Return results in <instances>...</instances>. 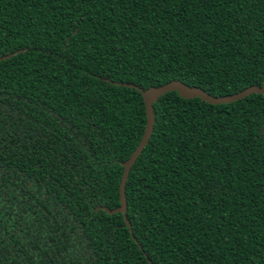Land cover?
<instances>
[{
  "label": "trees",
  "instance_id": "obj_1",
  "mask_svg": "<svg viewBox=\"0 0 264 264\" xmlns=\"http://www.w3.org/2000/svg\"><path fill=\"white\" fill-rule=\"evenodd\" d=\"M22 49L9 57L1 58ZM264 0H0V264H264Z\"/></svg>",
  "mask_w": 264,
  "mask_h": 264
},
{
  "label": "water",
  "instance_id": "obj_2",
  "mask_svg": "<svg viewBox=\"0 0 264 264\" xmlns=\"http://www.w3.org/2000/svg\"><path fill=\"white\" fill-rule=\"evenodd\" d=\"M22 51V49L16 50L10 54L4 55L1 58L9 57L17 52ZM125 86L135 87L138 88V90L141 92L143 102L145 105L146 110V125L144 132L141 136V139L136 146V148L133 150L132 154L128 159L125 161H121V165L123 166V173L120 181L119 186V195H120V204L119 206L115 208H108L106 206H98L97 210L103 209L107 213H117L120 212L123 214V218L126 222V224L129 226L130 232L132 231L130 228V222L126 217V209H127V203H126V196H125V185L126 180L130 171V168L136 161L137 157L145 147V145L148 143L150 136L153 131V125H154V112H153V103L163 94L170 92V91H176L179 95L183 97H199L202 100L211 103V104H221V103H229L232 101H236L238 99L244 98L247 95L251 93H261L264 94V80L261 85H251L246 87L245 89L228 94L223 96H213L206 92L204 89L197 87V86H190L180 80H172L168 83L159 85V86H150L146 89H141L137 87L136 85L132 83H124Z\"/></svg>",
  "mask_w": 264,
  "mask_h": 264
}]
</instances>
